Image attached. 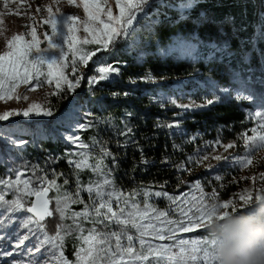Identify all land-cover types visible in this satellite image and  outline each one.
Listing matches in <instances>:
<instances>
[{"label": "trees", "instance_id": "16d2710c", "mask_svg": "<svg viewBox=\"0 0 264 264\" xmlns=\"http://www.w3.org/2000/svg\"><path fill=\"white\" fill-rule=\"evenodd\" d=\"M133 28L135 31L129 30V35L121 37L115 46L109 45L108 51L95 55L97 59L103 57V66L118 68L119 74L112 73L108 80L89 85V78L98 73L94 63H88L79 89L68 91L67 85H62L63 91L51 96L47 108L53 115L48 121L39 122L41 134L33 130V134L23 135L26 143L20 147L0 142V179L15 180L16 171L20 170L25 173L22 179H31L33 186L38 178L46 176L49 181L55 179L62 190L75 194L77 170L69 160H79L77 153L81 151H91L97 157L103 147L111 153L105 164L113 169L115 184L125 194L146 190L182 197L204 175L195 173L189 161L192 154L204 152L202 138L243 141L242 137L253 127L251 103L222 92L217 97L208 90H214L210 85L212 78L227 83L238 80L236 73L240 70L260 67L264 71V0H150ZM177 37L196 40L200 56L188 58L175 50L161 51ZM181 95H190L197 101L207 95L213 103L185 110L175 100ZM78 98L82 103L77 102ZM173 100L179 106L170 102ZM68 113L72 114L74 131L66 129ZM29 123L26 128H38L37 121ZM54 127L79 136L89 149L60 137ZM89 162L95 163V159ZM180 165L184 166L183 171L179 170ZM79 176L84 184L96 179L87 169ZM81 195L85 203H90L86 192ZM48 196L52 199L56 192L50 190ZM5 198L12 200L14 194L9 191ZM137 199L143 201L142 196ZM149 202L159 210L169 209L164 196L150 198ZM49 207L55 208L54 200ZM83 207L84 204H73L72 210L78 212ZM244 208L245 205L236 211ZM44 223L48 234L55 235L60 223L58 215L53 211ZM84 227L87 235L92 224L85 223ZM1 228H7L5 220ZM97 228L116 230L115 226ZM205 232L203 227L183 234L202 236ZM81 243L74 236L65 239L63 252L68 261H75Z\"/></svg>", "mask_w": 264, "mask_h": 264}, {"label": "snow or ice", "instance_id": "6c2138e0", "mask_svg": "<svg viewBox=\"0 0 264 264\" xmlns=\"http://www.w3.org/2000/svg\"><path fill=\"white\" fill-rule=\"evenodd\" d=\"M70 3L73 0H69ZM150 0H116V7L119 10L118 15H114L112 8L101 3V0H80V5L85 12L86 19L80 21L79 17L74 15H63L53 12L49 6L47 11L48 18L43 20L44 24L49 26L50 32L44 33L46 47L41 48L42 41L37 35L35 27H31L27 33L31 39L25 36L15 35L7 43L8 51L0 55V101L7 102L13 98L19 100L16 91L21 85L34 84L29 90L35 91L42 84L52 85L55 82V88L58 94L63 91L62 85H67L68 91L74 89L80 84L83 76L76 78L75 83L68 80L65 75V67L71 57V70L73 75L77 71L78 65L87 66L88 62L96 55L98 51H108L109 45L115 46L121 37L129 35V30L133 28L137 17L144 13L145 7ZM6 6V5H5ZM40 9H37L39 11ZM104 16L106 19H102ZM81 29L87 33V36L80 38L77 33ZM87 45H99L100 47L88 49ZM192 49H190L191 51ZM103 57L94 62L93 68L98 76L93 75L89 78V85H93L98 80H108L110 74H119V69L112 65L100 66ZM43 78V79H41ZM147 79L151 81V77ZM220 92L228 94V88H219ZM247 89V82L241 81L240 88L237 89V99L252 100L253 94L243 95ZM24 99H27L25 96ZM174 106H179L176 101H170ZM212 104V100L207 101ZM261 110L255 111L254 118L257 120V126L251 129L252 135L246 134L242 137L247 146V152L243 160L233 158L230 167L244 168L252 164L250 154L264 149V94H261L256 101ZM188 106H184L187 110ZM50 108H44L38 103H33L28 109L19 111H6L0 114V121H7L13 116H52ZM172 125H168L171 127ZM80 127H86L81 125ZM73 143L79 142L81 149H89V145L80 140L79 136L69 137ZM15 145L17 141L12 140ZM26 143L19 141L20 146ZM96 142L93 141L92 147L95 148ZM234 147L228 144L227 148ZM100 155L93 157L91 151H81L77 153L79 160H69L73 165L76 175L75 194L70 191L62 190L54 180L49 181L46 176L38 178V182L33 186L31 179H22L25 173L16 171L15 180L0 179V216L3 220L11 221L9 214L27 213L23 218L21 227L28 230V234L20 237L16 247L23 246L24 241L31 235L41 237L40 243L35 248H28L26 252L29 255L40 253L41 249L48 245L49 255L56 264H218L215 248L216 241L210 238V234L205 232L202 236L194 238H184L178 234L190 233L199 229L200 225L209 223L214 216H218L221 211L227 213L235 212V201L220 202L215 191L205 198V193L201 183L197 181L193 187L200 195L189 196L184 194L182 197H173L167 193L150 192L140 190L125 194L115 184L113 169L108 168L105 159L111 156L105 148L100 147ZM209 157L203 155L202 160ZM95 159V163H90ZM113 161L115 158L112 157ZM192 158L189 157V160ZM220 161L221 156L214 157ZM147 163V161H144ZM183 171L184 166H178ZM91 170L95 180L89 179L84 184L79 176L84 170ZM214 178L221 180L219 170ZM68 181L65 179V184ZM50 190L56 192V196L49 198ZM11 191L14 194L12 200L5 197ZM86 192L90 203H85L81 193ZM143 197V201L137 197ZM166 197L169 201V209L162 211L157 209L150 198ZM30 197L34 200L29 201ZM264 198V195H256L255 200ZM52 200L55 201V208L50 209ZM253 200L250 192H245L239 196V201L245 206ZM141 203L143 206H141ZM73 204H84L81 211H73ZM115 205V207H114ZM172 205H175V211L179 213L178 219H172L169 212L173 211ZM53 211L58 215L60 223L57 225L55 235H49L47 225L44 223L46 218L53 216ZM242 211V210H241ZM219 218L223 219L222 215ZM71 220V224L65 223ZM0 220V226L3 225ZM85 223L92 224L87 229L85 235ZM97 225H103L104 229L112 226L116 230L101 231ZM74 236L80 240L81 246L75 253V261L71 262L64 256L63 247L67 237ZM170 243H162V241ZM159 241V242H158ZM0 255H12V253H0ZM13 264H20L13 261ZM27 264H33L29 260ZM39 264V262H37ZM48 264V261H43Z\"/></svg>", "mask_w": 264, "mask_h": 264}, {"label": "rangeland", "instance_id": "374dc122", "mask_svg": "<svg viewBox=\"0 0 264 264\" xmlns=\"http://www.w3.org/2000/svg\"><path fill=\"white\" fill-rule=\"evenodd\" d=\"M102 4H105V0H101ZM6 5V6H5ZM80 5V0H73L72 3L69 0H0V55L4 52L8 51L7 43L11 38L15 35L25 36L26 39H31L27 33L30 31L31 27H35L37 31V35L42 41L41 48L46 47V42L44 40V33L46 31L50 32L49 26L43 23V20L48 18L49 13L47 8L50 6L53 12H57L63 15H74L79 17L80 21H84L86 19L85 12L82 6ZM107 7H111L113 14L118 15L119 10L116 7V0H106L105 11ZM37 9H40L37 11ZM102 19H106V17L102 16ZM80 38H84L87 36L82 29L77 33ZM198 42L196 40L190 39H181L175 38L168 45L161 49L162 52L169 50H175L179 54L188 58H197L201 54V50ZM88 49H94V45L85 46ZM190 49H192L190 51ZM219 53L222 51L218 50ZM212 53H210V56ZM244 57H247V54H242ZM223 59L222 55L220 56ZM98 59L93 56L92 59L88 63H94ZM100 66H103V63L100 62ZM85 66L78 65L77 71L75 75H73L71 70V57L69 55V61L67 66L65 67V75L68 77V80L75 83V80L79 76H83L80 80V84L74 89L77 90L80 88L82 81L84 80L83 71ZM240 69V68H239ZM237 79L234 82L230 80L227 83H222L218 79H211L210 85L214 90L209 89L208 93L212 91L214 96L219 97L221 93L219 88H228L229 93L236 98L237 89L240 88L241 81L247 82V91L243 93V95H248V93L253 94L252 100H243L251 103L252 108L249 112V116L253 122V127L257 126V120L254 118L255 111L261 110L260 107L256 104L257 99L261 94H264V71L260 68L247 69L244 71H237ZM43 79V78H41ZM36 84L34 80L32 84L21 85L17 91L16 96L20 99L17 100L13 98L11 100L0 101V114H3L6 111L19 110L23 111L29 108L33 103H38L42 105L44 108L48 107V103L50 101L53 93L56 92L55 82L52 85L42 84L35 91H30L29 89ZM27 99H24V97ZM78 97V96H77ZM175 99V98H174ZM78 103H82L81 99H76ZM177 103L182 106H188V108H198L207 105V101L211 100L207 97V95H203L202 100L197 101L193 99L190 95H181L179 98L175 99ZM242 100V99H241ZM50 116H32V117H23V116H13L7 121H0V142L7 145H13L11 143L12 140L17 141L15 146H19V141L23 140V135L33 134L37 132L41 134V128L39 126V122L48 121ZM31 121H37L38 128H26L29 127ZM66 129L67 131H74V126L72 124V114L68 113L66 116ZM23 122L21 125L20 123ZM19 123V125H17ZM28 123V124H27ZM25 124V125H23ZM251 128V129H252ZM54 131L62 138L72 141L69 137H74L72 132L67 133L65 130L54 127ZM52 134V133H51ZM247 136H251L252 132L246 134ZM56 137L57 135H53ZM233 144L234 147L227 148L228 144ZM202 148H204V152H197L192 154L189 160L193 166L195 173L204 174L201 180H195L192 183V189L188 193L189 196H197L199 197L200 193L194 189L193 185L199 181L205 193V198L211 196L213 191L216 192L220 202H229L235 201V209L244 206L242 202L239 201V196L245 192H250L253 195V200H255L256 195H264V149L255 151L250 154V158L252 159V164L241 168L239 165L235 167H230V164L233 163V158H239L241 160L244 159L245 154L247 152V146L245 141L235 143V142H222V141H214L208 138H202ZM203 155H207L209 158L207 160H202L201 157ZM221 156L222 159L217 161L214 159L215 156ZM219 170L221 174V180L217 181L214 178V175ZM207 173V174H205ZM230 195V196H225ZM115 207V205H114ZM175 207H173V211L170 214V218L178 219L179 213L175 211ZM227 211H232L231 208L227 209ZM28 214L19 213V214H11V221L5 220V225L7 228L3 229L0 226V253H12V255H0V264H13V261H18L20 264H27L29 260H32L33 264H43V261L47 260L48 264H56L54 259L50 258L48 249L44 247L41 249L40 253H36L34 256L29 255L26 252L28 248H35V245L40 243L41 238L39 235H31L28 240L24 241L23 246L20 248L16 247L17 241L21 236L28 234V230L21 227L23 218ZM0 218H3L0 216ZM204 225H200L199 229L203 228ZM183 236L184 238H194L199 237L201 235H191L184 236L183 233L178 234ZM162 243H170V241H162Z\"/></svg>", "mask_w": 264, "mask_h": 264}, {"label": "clouds", "instance_id": "9594fccd", "mask_svg": "<svg viewBox=\"0 0 264 264\" xmlns=\"http://www.w3.org/2000/svg\"><path fill=\"white\" fill-rule=\"evenodd\" d=\"M204 227L216 241L218 264H264V198L242 211H221Z\"/></svg>", "mask_w": 264, "mask_h": 264}]
</instances>
